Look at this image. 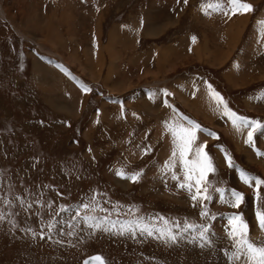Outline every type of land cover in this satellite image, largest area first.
I'll return each instance as SVG.
<instances>
[{
  "label": "rangeland",
  "instance_id": "rangeland-1",
  "mask_svg": "<svg viewBox=\"0 0 264 264\" xmlns=\"http://www.w3.org/2000/svg\"><path fill=\"white\" fill-rule=\"evenodd\" d=\"M15 1L0 0V264H81L92 253L106 264H228L232 214L242 216L251 240H264L256 217L264 185L258 201L254 184L229 181L234 170L214 153L222 145L264 180V159L254 153H264V128L246 144L248 129L237 131L209 95L210 85L237 116L264 124V0H244L252 11L227 15L202 11L210 0ZM161 98L217 135L212 142L196 134L194 143L205 138L215 169L205 202L215 219L202 218L172 173L161 172L173 150L166 122L189 126ZM117 169L141 175L122 185ZM175 171L182 181L178 163ZM217 188L242 193L240 206L222 203ZM93 196L99 207L83 209ZM61 206L68 211L56 215ZM76 211L121 221L186 218L209 227L212 243L202 248L191 233L166 244L94 231L72 219Z\"/></svg>",
  "mask_w": 264,
  "mask_h": 264
},
{
  "label": "snow or ice",
  "instance_id": "snow-or-ice-1",
  "mask_svg": "<svg viewBox=\"0 0 264 264\" xmlns=\"http://www.w3.org/2000/svg\"><path fill=\"white\" fill-rule=\"evenodd\" d=\"M186 2L187 0H185V3ZM206 8H211L213 11L226 9V15L229 12H231V14H236L238 12L243 14L252 11V6L244 2V0H226V3L225 0H210L208 4L202 5V11ZM258 24H264V21H260ZM262 35H264V33H262ZM83 90L88 91L86 88ZM165 95H168V93L165 92ZM209 95L216 101L218 107L223 106L224 115L231 120L233 127L237 131L248 129L245 143L251 144L253 142L254 134L264 128V124L256 120H248L247 118L237 116L236 113L227 108V105L222 97H220L219 93L211 90L210 85ZM164 103L165 106H170L167 104V101ZM121 107L123 109V106ZM187 123L189 125L188 127H185L178 122H166V128L172 135L173 150L169 159L164 162L161 172L172 173L171 179L178 181L177 187L179 189L186 190L189 193L190 199L193 202V207H196L197 205L200 206V215L202 218L215 219V216H210L205 203L210 202L213 198L209 191L210 186L207 181V176L209 173L214 172L215 169L211 163V158L204 150L206 145L201 144L198 147L193 148L196 141V131L199 126L192 121H188ZM208 134L213 136V138H217L215 133ZM144 151L145 154H147L151 149L148 148ZM190 153H192L191 159H189ZM257 155L264 156V153L257 152ZM225 160L229 167H233L231 158L227 154H225ZM177 163L182 171V181L175 171ZM115 174L121 178L129 179L132 182H136L141 175L139 172L129 175L125 173L123 169H117ZM239 176L242 183L249 187H252L254 184L257 192L256 198L259 201V190L260 186L264 185V180L252 176L243 170L239 171ZM215 191L219 194L222 203H226L233 208H238L244 199L243 194L235 190L228 191L226 189L217 188ZM5 203H7V201ZM23 203L24 202L21 201V204ZM31 207L32 206L29 204L28 208ZM49 207L51 208V205H49ZM82 207L85 210L95 212L99 207V205L96 204V197H91L89 204H83ZM113 210H116L117 214H119L116 206H113ZM66 211H68V209L61 206L56 215H59L60 212ZM77 217H79V222L84 223L94 231L102 230L105 232H111L113 235L121 236L130 235L133 239L136 238L137 234L141 236L146 235L157 240H162L167 244L176 243L178 239H185L186 234L191 233L190 242H199L200 247L202 248L205 246H211L212 243L209 235V227L190 223L186 218L182 224L180 221H169L163 216L152 218L135 217L131 220L121 221L118 219L113 220L110 216L97 217L90 214L81 216L80 212L76 211L72 219L76 220ZM256 217L261 230L264 231V210L257 207ZM0 218H3V214H0ZM226 219L228 221V226L225 231L228 239L232 242L231 247L233 249L231 252H225L228 264H234V262H239V264H264V240L257 242L250 239L247 224L241 215L232 214L227 216ZM56 223L61 222L57 221ZM56 223L50 222L48 224L49 232L56 227ZM63 223L68 222L64 221ZM68 226L75 227L76 225L69 224ZM173 228H175L176 231H173ZM73 234V232L68 233V235ZM84 264H106V262L102 256L95 255L85 260Z\"/></svg>",
  "mask_w": 264,
  "mask_h": 264
},
{
  "label": "crops",
  "instance_id": "crops-1",
  "mask_svg": "<svg viewBox=\"0 0 264 264\" xmlns=\"http://www.w3.org/2000/svg\"><path fill=\"white\" fill-rule=\"evenodd\" d=\"M19 0H16L15 2L17 3ZM31 1H33V0H31ZM30 1V2H31ZM52 1H54V2H56L57 4H58V0H52ZM27 3H29V2H27ZM53 3V2H52ZM30 6L32 7V9H34V7H33V5H32V2H31V4H30ZM157 28L158 29H162V31H163V29H164V26H162V25H160L159 27L157 26ZM158 29L156 30V31H152V30H150L149 32H152V33H157V34H152L153 36H155V35H158L159 34V32H161V31H158ZM148 35H150V34H148ZM36 60V59H35ZM163 68V67H162ZM155 70L156 71V68L155 67H152V70ZM160 70H162V72H166V70H164V69H160ZM195 80H197V79H195ZM198 80L199 81H201L200 80V78H198ZM184 85H185V83H184ZM179 87H180V84H179ZM182 88H184V86L182 85ZM208 88V87H207ZM158 89L160 90V88L158 87ZM213 88H211V90H212ZM214 90V89H213ZM197 92H198V86L196 85V87H195V89H194V91H192V94L194 95L195 93L197 94ZM164 99H166V101H167V104H172V106H170L168 109L166 108V107H164L163 105V103H162V98H161V100H160V102H161V105H162V107H164V108H166L167 110H169V111H171L172 113H174L182 122H184L185 124L189 121V119L186 117V116H183V114L181 115V114H178V112H179V110H178V105H176L175 103H174V101L172 102V101H170L168 98H164ZM175 104V105H174ZM174 105V106H173ZM179 109H181V108H179ZM223 115V114H222ZM171 115L169 114V117H170ZM164 119V118H163ZM167 119V118H166ZM165 119V120H166ZM195 120H198L197 118H194ZM164 120V121H165ZM226 120H228L229 122H231V120L227 117L226 118ZM250 120V119H249ZM227 121V122H228ZM232 123V122H231ZM188 124V123H187ZM184 125V124H183ZM203 132H204V134H203ZM208 133H213V132H208L207 130H205V129H203V128H198L197 129V131H196V134H198L197 136L199 137V135H208V138H209V140H211L212 142H214V140L216 139V138H213V136H211V135H209ZM216 137H217V135H216ZM204 139L205 138H203L202 136H201V138L196 142V144L193 146V148H195V147H198L199 145H201V144H204ZM246 139H247V137H246ZM248 146V145H247ZM237 147H238V145H237ZM253 148V147H252ZM205 150V149H204ZM223 147H222V145H218V146H216L215 147V161H217V163L219 164V166H220V163L218 162V158H221L222 159V162H223V164H224V166L226 167V170H229V171H232V170H234V172H233V174L230 176V180L229 181H233V180H231V178H233L234 177V179L236 178V179H239L240 178V176H239V171L240 170H243V171H246L247 173H249V174H251L252 176H255V177H258L259 175L258 174H256V173H253V172H251L250 170H252V169H250V168H248V167H246L243 163H241L239 160H238V158H237V160H235V159H232V158H234V157H237L236 155L234 156V157H230V155H229V157L231 158V161H232V164H233V167H229V165H228V163H227V161L225 160V154H224V152H223ZM255 150H256V152H254V153H256L257 154V152H260L261 151V149H257V148H255ZM164 151H166V150H164ZM163 151V152H164ZM263 151V150H262ZM253 152V151H252ZM248 153H249V150H247V159H255V160H260V159H264V156H257L258 157V159H256V156L255 157H251V156H249L248 155ZM235 154V153H234ZM189 157H190V159L192 158V153H190V155H189ZM222 164V165H223ZM220 168V170H222L221 169V167H219ZM210 180V178L208 179V181Z\"/></svg>",
  "mask_w": 264,
  "mask_h": 264
},
{
  "label": "bare ground",
  "instance_id": "bare-ground-1",
  "mask_svg": "<svg viewBox=\"0 0 264 264\" xmlns=\"http://www.w3.org/2000/svg\"><path fill=\"white\" fill-rule=\"evenodd\" d=\"M147 13V12H146ZM0 14L1 15H3L4 14V11H3V9L1 8V5H0ZM149 26V25H148ZM152 29V27H149L148 28V30H151ZM158 29V28H157ZM156 28H155V31L157 30ZM158 31H161L162 32V29L160 28V29H158ZM148 34H150V35H152V34H157V33H152V32H147ZM160 33V32H159ZM235 40V39H234ZM39 66V65H38ZM249 155V154H248ZM248 157V156H247ZM116 180V182H118V183H120V184H124V181H128V179H123V178H119V179H115ZM253 201V200H252ZM250 207H251V205H250ZM93 254V253H92ZM90 255V254H89ZM102 255V254H101ZM103 256V255H102ZM103 258H104V256H103ZM84 259V258H83ZM104 260H105V262H106V259L104 258ZM81 264H82V262H81Z\"/></svg>",
  "mask_w": 264,
  "mask_h": 264
},
{
  "label": "water",
  "instance_id": "water-1",
  "mask_svg": "<svg viewBox=\"0 0 264 264\" xmlns=\"http://www.w3.org/2000/svg\"><path fill=\"white\" fill-rule=\"evenodd\" d=\"M95 255H100V256H102V255L99 254V253H93V254L87 255V256H85L84 259L82 260V264H84L85 260H87L89 257L95 256ZM102 257H103V256H102Z\"/></svg>",
  "mask_w": 264,
  "mask_h": 264
}]
</instances>
